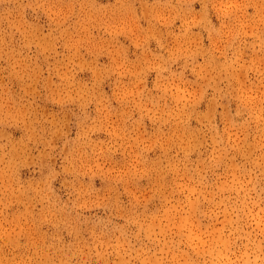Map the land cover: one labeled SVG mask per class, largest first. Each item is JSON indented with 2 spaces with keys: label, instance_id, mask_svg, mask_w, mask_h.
Masks as SVG:
<instances>
[{
  "label": "clouds",
  "instance_id": "1",
  "mask_svg": "<svg viewBox=\"0 0 264 264\" xmlns=\"http://www.w3.org/2000/svg\"><path fill=\"white\" fill-rule=\"evenodd\" d=\"M0 264H264V0H0Z\"/></svg>",
  "mask_w": 264,
  "mask_h": 264
},
{
  "label": "rangeland",
  "instance_id": "2",
  "mask_svg": "<svg viewBox=\"0 0 264 264\" xmlns=\"http://www.w3.org/2000/svg\"><path fill=\"white\" fill-rule=\"evenodd\" d=\"M198 7V6H197ZM153 47H155V45H153ZM103 62V61H102ZM107 90V89H106ZM99 186V185H98Z\"/></svg>",
  "mask_w": 264,
  "mask_h": 264
}]
</instances>
